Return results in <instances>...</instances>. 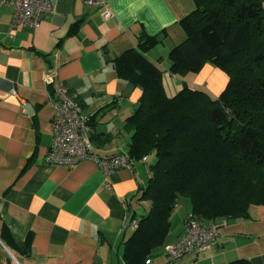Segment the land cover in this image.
I'll return each instance as SVG.
<instances>
[{
    "label": "crops",
    "instance_id": "1",
    "mask_svg": "<svg viewBox=\"0 0 264 264\" xmlns=\"http://www.w3.org/2000/svg\"><path fill=\"white\" fill-rule=\"evenodd\" d=\"M93 2L89 7L83 0H55L34 28H12L13 8L0 5V235L4 227L29 248L27 255L18 254L0 238L2 263L11 264V258L4 261L8 250L18 264H124L125 242L135 230L126 216L134 212L139 219L150 207L138 200L150 177L149 160L109 176L90 161L73 167L45 162L52 141L50 69L89 118L92 142L103 156L129 150L133 133L125 122L142 91L119 79L110 60L133 48L142 30L165 32L147 58L163 71L168 97L184 85L217 97L228 82L211 64L184 77L168 71L169 52L185 38L180 21L194 10L193 0ZM190 213L189 199L179 198L150 264H264L263 205L250 206L248 219H216L222 234L213 248L165 259L164 249L182 237Z\"/></svg>",
    "mask_w": 264,
    "mask_h": 264
},
{
    "label": "trees",
    "instance_id": "2",
    "mask_svg": "<svg viewBox=\"0 0 264 264\" xmlns=\"http://www.w3.org/2000/svg\"><path fill=\"white\" fill-rule=\"evenodd\" d=\"M193 2L180 21L185 38L169 52L168 71L184 77L213 65L228 77L217 97L187 85L166 95L163 71L147 58L164 31L142 30L133 48L110 60L119 79L142 91L125 122L133 133L128 154L135 161L154 158L138 198L150 202L149 210L139 219L129 210L138 226L125 242L124 264H146L163 246L181 197L204 223L248 219L250 206H264V0ZM2 232L11 251L28 254V245L16 243L4 227Z\"/></svg>",
    "mask_w": 264,
    "mask_h": 264
},
{
    "label": "built area",
    "instance_id": "3",
    "mask_svg": "<svg viewBox=\"0 0 264 264\" xmlns=\"http://www.w3.org/2000/svg\"><path fill=\"white\" fill-rule=\"evenodd\" d=\"M89 7L93 0H83ZM55 0H0V5L13 8L12 28H34L42 18L51 13ZM108 16V13H106ZM47 86H51L48 103L53 108L52 141L45 156V162L53 166L73 167L81 162L90 161L97 165L104 176L121 169L133 170L135 160L128 153H116L109 156L99 155L91 138L89 118L69 93V88L57 80L54 69L46 74ZM148 157L140 160L146 164ZM126 220L136 228L138 222L126 216ZM221 228L217 223L206 224L196 216L189 214L185 220L184 234L175 243L164 249V258L178 260L188 254H200L217 245L221 237ZM11 258V256H10ZM15 264H18L11 258ZM152 258L146 261L150 264ZM0 264H5L0 262Z\"/></svg>",
    "mask_w": 264,
    "mask_h": 264
},
{
    "label": "rangeland",
    "instance_id": "4",
    "mask_svg": "<svg viewBox=\"0 0 264 264\" xmlns=\"http://www.w3.org/2000/svg\"><path fill=\"white\" fill-rule=\"evenodd\" d=\"M196 89H200V88H196ZM201 90H204V89H201ZM205 91V90H204ZM207 92V91H206ZM208 93V92H207ZM153 160H154V158H153V155H151L150 156V158H149V163H151V162H153ZM182 204V203H181ZM182 206V205H181ZM6 257V259L4 260L5 262H9V260H10V257H9V255L8 254H6L5 255ZM11 264H12V260H11Z\"/></svg>",
    "mask_w": 264,
    "mask_h": 264
},
{
    "label": "water",
    "instance_id": "5",
    "mask_svg": "<svg viewBox=\"0 0 264 264\" xmlns=\"http://www.w3.org/2000/svg\"><path fill=\"white\" fill-rule=\"evenodd\" d=\"M4 248H5V246L4 245H2ZM6 249V248H5ZM7 250V249H6ZM7 252H8V254L11 256V258L14 260V256L7 250Z\"/></svg>",
    "mask_w": 264,
    "mask_h": 264
},
{
    "label": "bare ground",
    "instance_id": "6",
    "mask_svg": "<svg viewBox=\"0 0 264 264\" xmlns=\"http://www.w3.org/2000/svg\"><path fill=\"white\" fill-rule=\"evenodd\" d=\"M14 260H15V258H14ZM16 261V260H15Z\"/></svg>",
    "mask_w": 264,
    "mask_h": 264
}]
</instances>
